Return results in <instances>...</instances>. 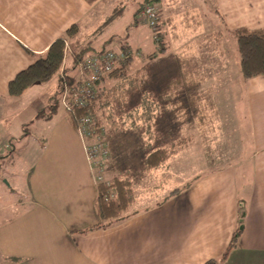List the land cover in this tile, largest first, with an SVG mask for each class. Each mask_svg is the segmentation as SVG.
<instances>
[{"label": "crops", "instance_id": "1", "mask_svg": "<svg viewBox=\"0 0 264 264\" xmlns=\"http://www.w3.org/2000/svg\"><path fill=\"white\" fill-rule=\"evenodd\" d=\"M112 1L0 0V144L10 146L0 158V172L4 171L0 175V264H203L225 251L240 224L238 245L222 264H264V76L245 79L242 89L237 85L228 90L247 110L252 148L245 159L195 176L177 194L170 195L174 189L170 190L151 207L136 209L134 203L127 218L111 226L82 231L100 222L95 205L97 180L69 112L62 105L63 110L59 106L50 119L36 118L54 94L36 108L16 110V96L9 95L7 88L70 26L79 24L83 29ZM169 3H157L166 51L181 34L191 38L178 48L177 70L168 77L163 94L172 98L167 105L172 113H185L187 103L180 98L187 97L190 103L191 91L207 80V70H201L206 65L203 58L199 72L192 67L198 45L194 36L206 22L204 12L209 10L211 20L222 30L217 41L200 46L199 55H208L205 60L214 66L208 72L210 82L226 77L232 86V67L221 44L217 46L221 32L223 27L230 32L240 27L264 28V0ZM178 12L191 14L193 24L181 25ZM178 23L183 27L181 34ZM214 33L210 29L206 35ZM224 52L228 55V50ZM180 53L187 60L185 73ZM65 58L68 67L72 57ZM207 91L210 95L213 89ZM159 109L152 104L150 113L158 118ZM154 119L150 116L151 123ZM135 126L139 127L138 121ZM103 132L109 150L104 177L110 180L118 175L111 172V139ZM5 151L13 157L8 164L3 162Z\"/></svg>", "mask_w": 264, "mask_h": 264}, {"label": "rangeland", "instance_id": "2", "mask_svg": "<svg viewBox=\"0 0 264 264\" xmlns=\"http://www.w3.org/2000/svg\"><path fill=\"white\" fill-rule=\"evenodd\" d=\"M144 1L113 0L109 2L108 7L104 11H100V15L91 18L89 24H86L83 29L79 28L78 35L83 47L90 41L93 47V50L83 56L84 58L101 51L103 46L107 50L115 44L120 47L128 45L129 50L127 51L133 56V61L127 65V72L129 78L137 79L138 83L135 81L131 84L127 80L123 86L116 88L117 84L122 82L121 78L109 76L104 78L101 87L105 89V92L100 97V105L96 114L102 123V133L105 130L107 137L111 139V151L113 152L111 172L120 175L119 177L129 176L133 180L136 209H144L161 202L170 190L182 188L195 176L227 165L234 159H245L252 148L246 107L240 101L241 99L231 96L228 92L232 87L237 88V85L242 89L245 80L240 71V54L234 33L223 27L222 36L217 45L221 44L223 56L225 58L227 56V64L230 68L232 67L231 72L235 76V78L233 76L232 86L230 78L226 77L220 82H210L213 78L208 72H212L214 66L211 65V61L205 60V58H209L208 55H199L200 46L203 49L208 42L217 41V35L222 30V26L211 20L212 14L209 10L204 12L207 17L206 22L194 36L198 45L192 67L196 69V72H199L200 60L203 58L202 63L206 65H202L201 70H207V80L203 82L201 88L196 87L191 91L190 103L188 102L189 98H180L187 103H185V113L182 110L172 113L171 108L167 106L172 98L164 95L163 88L167 86L168 77L176 73L178 48L191 36L181 34L183 27L178 23L180 26L178 32L181 37L171 41L166 52H159L160 43L155 39L156 34L143 22L142 11L137 13ZM159 1L163 2L164 0H155L154 2L158 3ZM173 1L168 0L169 4ZM120 5L124 7L122 15L103 34L94 37L92 32L100 26L116 6ZM178 13L180 23L193 24L194 20L190 17L191 14L188 12ZM137 18L138 21H136ZM161 21L159 31L164 28L161 26ZM210 29L215 33L213 36L207 37L206 33ZM68 41L72 51L69 56L75 57L74 43L71 40ZM224 50H228V55ZM155 55L157 56L155 57ZM76 64L71 61L68 67L72 69L69 71L71 76L78 78ZM57 83V78H54L48 83L34 84L22 96H16L13 99L16 110L19 107L36 108L40 101L48 99L47 95L50 96L57 92ZM211 84L214 86L212 87ZM209 89H213L210 95H208L210 91H207ZM152 91L154 93L156 91L157 95H154ZM61 96L62 94L60 101ZM152 104L160 108L158 118L155 114L150 113ZM202 106L206 111L201 110ZM60 110H63L62 104H60ZM150 116L155 118L153 124L150 122ZM137 121L139 127L133 123ZM148 125H152L150 130ZM160 147L173 148L175 152L162 166L144 170V159L147 153ZM9 154L8 151L4 152V163L8 164L12 161L13 157ZM3 173L4 171H1L0 175L3 176ZM4 188L8 189L6 181ZM133 207L132 205L129 208L128 213L132 211Z\"/></svg>", "mask_w": 264, "mask_h": 264}, {"label": "trees", "instance_id": "3", "mask_svg": "<svg viewBox=\"0 0 264 264\" xmlns=\"http://www.w3.org/2000/svg\"><path fill=\"white\" fill-rule=\"evenodd\" d=\"M155 0H145L137 10L141 12L144 6L148 3H153ZM124 11L122 5L116 6L110 15L100 24L98 28L92 32L94 37L100 36L104 31L109 28ZM136 13V14H137ZM138 15V14H137ZM137 17V16H136ZM138 21V18L137 20ZM200 21V20H198ZM199 22H197V25ZM196 25V26H197ZM237 41L238 50L240 54V71L244 79H250L255 76H264V28L249 29L245 27L237 28L233 31ZM79 24H73L64 33V35L56 39L51 46L27 68L20 71L8 83V94L11 96H21L28 88L36 83H45L52 81L54 78H59V90L50 98L48 104L43 107L36 115V118L50 119L57 111L61 104L60 95L62 94L63 82L67 81L69 84L74 82V77L69 73L70 67L64 63L66 57V41L71 40L74 43V54L72 62H77L78 58H82L87 52L93 50L91 41L88 45L84 46L79 41ZM164 33H158L156 41L160 43L159 52H165ZM125 50H129L128 45H122ZM103 47L101 51H105ZM79 50V51H78ZM100 52V51H99ZM180 66L182 72L187 71L186 58L179 54ZM133 61V56L130 55L128 63L114 70L109 77H119L122 82L118 83L116 88L123 86L125 81H130L133 84L137 79L129 78L127 72V65ZM64 70L63 73L61 70ZM104 81V80H103ZM102 81V82H103ZM133 81V82H132ZM102 82L99 83L97 96L92 100L87 107H78L72 112H69L70 119L75 127H77L78 118L92 114L95 117L99 132L101 131V121L97 117V110L100 105V97L103 96L105 89L101 87ZM181 84L182 80H178ZM136 125V122H133ZM132 123V124H133ZM175 152L173 148H157L150 151L144 159V170H150L162 166ZM104 181L97 182V197L95 201L96 210L100 218V222L90 228L82 231H88L94 228H105L127 218L129 208L136 200L135 192L133 189V180L130 177L115 176L110 180L104 177ZM180 188L174 189L170 195H175ZM243 209V208H242ZM242 233V224L234 231L232 238L226 247L225 251L218 257H213L206 260L203 264H222L230 252L237 247L240 236Z\"/></svg>", "mask_w": 264, "mask_h": 264}, {"label": "built area", "instance_id": "4", "mask_svg": "<svg viewBox=\"0 0 264 264\" xmlns=\"http://www.w3.org/2000/svg\"><path fill=\"white\" fill-rule=\"evenodd\" d=\"M141 18L156 35L159 33L160 12L156 4L148 3L144 6ZM66 56L71 54L69 41H66ZM130 53L118 44L105 51L92 53L80 58L76 63L78 78L69 84L63 82L61 104L68 112L78 107H87L97 96L98 85L114 70L128 62ZM64 63L66 64V58ZM75 63V62H74ZM63 73V69L61 70ZM76 130L83 140L87 159L96 172L97 182L104 181L105 161L109 157V150L105 144L103 133L99 132L95 117L92 114L78 118ZM10 146L0 144V158L3 151Z\"/></svg>", "mask_w": 264, "mask_h": 264}]
</instances>
